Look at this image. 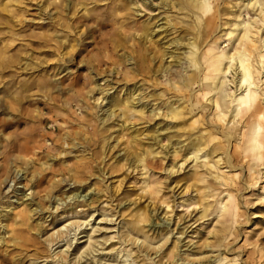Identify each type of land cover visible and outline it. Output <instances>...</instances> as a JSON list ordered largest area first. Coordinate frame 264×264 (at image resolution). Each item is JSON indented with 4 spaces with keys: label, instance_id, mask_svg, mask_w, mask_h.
Segmentation results:
<instances>
[{
    "label": "bare ground",
    "instance_id": "1",
    "mask_svg": "<svg viewBox=\"0 0 264 264\" xmlns=\"http://www.w3.org/2000/svg\"><path fill=\"white\" fill-rule=\"evenodd\" d=\"M4 1L7 2L3 3ZM217 1L219 2V0H172V3H169L170 8H176L180 13L178 20L180 34L178 33V37L168 44L175 47L174 51L168 52V46L161 43H158V51L152 50L151 45L156 43L154 40L156 34L147 24L136 28L133 34L127 36L125 33L112 34L110 37L106 34L101 35L100 26L96 25L94 31L98 33V37H93L94 32L89 33L86 23L78 21L74 14V11L86 4H72L71 8L70 0H39L34 4L35 15L27 19L26 13L30 9L22 0H0V11L7 13L2 16L3 24L7 28L12 30L11 23L15 22L22 29L28 22L36 24V27L42 31L34 36L36 41L32 42L37 46V52L25 53V58L17 55L7 56L6 53L12 46L5 45L4 54L1 53L4 55L1 61L3 73L7 71L11 73L17 64L22 70L31 68L33 74L38 77L36 88L39 93L35 94L39 97L27 101L33 106L32 109L30 107L23 109L17 99L7 98V109L16 113L18 120L15 124L7 120L0 121L3 132H8V135L3 134L0 137V159H2L0 186L5 185L10 189L9 183H14L10 193L15 194L17 206L12 210L19 209L13 214L14 219L12 224L8 225L9 229L5 225L0 226L2 228L0 245L5 247L6 254L10 245L13 250L20 245V248L25 247L31 238L28 236L30 232L40 234L43 222H46L50 215H54L53 219L57 220V216L72 213L78 206L96 209V205L102 203L99 183L106 182L104 176L107 172L104 173L103 169L97 167H100V164L103 166L107 164L106 151L110 146L107 147L106 142L102 146L105 147L103 157L100 151L92 149L96 143L99 145L103 135L94 124L103 127L109 121L121 122L119 131H129L131 145L132 142H137V136L132 129L136 124L149 123L159 118L162 121L167 120L168 124L172 121L179 122L177 125L183 133H188L189 140L183 150L185 153L183 163L190 161L207 167L212 181L206 183L208 193L212 194L217 181L218 185L224 187L225 198L228 199L225 203H223L224 199L218 200L217 207L205 204L200 218L204 219L209 214L216 213L218 225L215 224L206 238L198 246H194L196 253L192 254L203 256V253L223 248L214 257L218 259L217 264H236L237 260L227 259L225 256L219 259L222 254L227 253L225 244L236 223L239 210L230 191H233L235 180L243 172L242 162L245 161L247 165L248 178L254 180L252 187L257 184L259 168L264 169V0H242L243 3L231 7L227 2L223 7L215 6L214 3ZM21 4H24L22 9L19 8ZM84 8L81 10L85 12L87 9ZM249 12L255 17L244 22L241 16ZM228 16H231L232 20H227ZM171 26L174 27L172 24ZM224 27H227L226 32L218 36ZM88 38L91 39V45L84 43ZM222 42L226 43L224 47L228 49H219ZM127 43L130 45L126 46ZM90 46L92 47L89 50ZM92 52L94 53L91 54ZM34 54L36 58L32 64H29ZM89 54L90 56L87 57ZM77 61L78 66L86 68L88 77L83 78L70 71V67ZM102 67L107 68L102 69ZM51 71L53 74L49 73ZM64 71L66 73L59 79V83L52 81L51 77L63 74ZM66 74L72 77L67 79ZM161 74L168 76L164 88L159 81ZM229 74H233L232 80L228 79ZM113 79H115L114 83ZM65 81L68 83L65 84ZM117 82H123V87L120 89L121 97V94L115 95V90L109 93L115 88L114 85L117 86ZM138 82L140 85L136 86ZM130 83H133L132 87H129ZM231 88L233 92L226 93L227 90L231 91ZM168 95L169 98L176 99L175 109L169 107L165 100L162 101V98ZM150 99L154 102L160 101L154 109ZM91 100L93 106L89 105ZM71 102L85 111L84 116L76 119L78 122L58 114L60 103L62 107L68 106L71 109L73 106ZM196 109H199L198 113L191 116ZM205 110L212 114V118L206 120L208 123L205 121L206 114L203 113ZM43 111L53 114L51 131L59 134V137L52 140L55 147L53 150H56L55 155L51 154L50 150L46 155H41L46 148L40 139H50L46 135H41L47 121ZM189 114L191 118L185 120V116ZM57 121H60L62 126L57 127ZM158 125L159 123L156 124ZM21 126L22 132H17ZM215 126L220 128L221 136L218 129H213ZM89 127L92 133L89 132ZM12 128L13 131H10ZM169 128L166 126L164 130L167 131ZM152 129L155 139L154 134L158 135L161 130L160 128L156 130L155 126H152ZM226 131H229L227 135ZM64 145L67 149H64ZM229 147H232L233 151L232 154L227 155ZM79 148L82 149V153L74 155L72 157L74 161L69 164V154L73 151L77 153ZM121 151L123 156L113 159L116 166L121 167L118 164L122 161L128 168L148 167L147 158L150 156L148 152L134 148L133 152L128 148ZM151 152L155 153V156L160 154L154 150ZM172 156L176 157L175 153ZM89 163H94L95 167L90 166ZM220 164H224V168H228L229 171L227 173L222 171ZM239 164L240 172L231 175L230 170L236 171ZM12 169L15 173L13 176ZM3 177L5 178L2 179ZM66 177L68 180L65 179ZM91 177L95 178L93 183L90 181ZM20 181L25 182L22 190L15 188V185L21 184ZM70 182L73 185L72 189H68L65 193L60 192L61 189L69 186ZM91 186L94 189L87 197L75 193L81 187L83 190H90ZM145 188L151 198L157 199L160 186L147 183ZM21 191L22 196L18 197L16 193ZM29 191L30 193L27 194ZM39 193H44V196L35 203V195L39 196ZM28 195L30 198H26ZM4 198L10 197L8 194L4 196L0 189V204ZM52 198L53 206L49 211L50 205L47 207L46 205ZM79 198L82 199L80 201L82 205L79 204ZM75 202L78 204L73 206ZM162 204L168 207L165 202ZM46 208L47 212L44 213ZM9 211L11 210L8 209L5 216ZM38 213L39 222L31 226L30 220ZM163 214L165 215L166 212ZM149 221V214L145 211L139 212L130 220L129 230L142 236L145 241L139 246L135 242H130L127 244L129 249L124 248L120 251L125 252L126 257H131V253L135 251L132 255L134 261L142 257L137 264H145L146 261H149L148 264H199L200 261L207 264L213 258L204 255L195 260H188L187 255L185 258L181 254L182 247H179V244L182 240L177 238L170 248L166 247L168 240L164 235L167 231L161 234L162 230H159L158 224H152L146 229ZM165 222L168 221L165 220L164 224ZM81 225L75 227V230ZM85 226H88V223ZM151 231L153 234H149ZM8 233L11 236L4 239ZM161 241L163 243L157 249L152 246ZM123 243L125 242H119V245ZM259 255L260 259L262 257L260 250ZM155 259L158 260L155 262ZM1 262L11 264L4 258H1Z\"/></svg>",
    "mask_w": 264,
    "mask_h": 264
},
{
    "label": "rangeland",
    "instance_id": "2",
    "mask_svg": "<svg viewBox=\"0 0 264 264\" xmlns=\"http://www.w3.org/2000/svg\"><path fill=\"white\" fill-rule=\"evenodd\" d=\"M22 1L30 9V11L26 13L27 19L32 18L36 13L34 10V4L39 0ZM70 1L71 8L72 4H86L79 7V10L74 11V14H76V19L78 21L86 23L88 31H90L89 33L94 32L93 37H98V33L94 31L96 25L100 26L99 33L101 35L106 34L107 37H110L112 34L124 35L125 33L126 36L130 33L133 34V31L136 28L138 29L142 24H147L154 31V34H156L154 40H156L157 44H152L151 48L152 50L158 51V43L168 46V44L173 41L172 39L178 37V33L180 34V25L178 24L180 13L176 8H170L169 3H172V0ZM6 2L7 1H4L3 3ZM226 2L229 3V7L237 3H243L242 0H219V2L217 1L214 5H220V7H223ZM24 4H21L19 8H24ZM83 7H85L84 9H87L85 12L84 10H81ZM245 13L241 16V19L244 22L255 17L252 12H249L248 14ZM6 14L7 13L0 11V121L7 120L8 122L15 124L18 118L16 113H12V111L7 109V98H10L11 100L17 99L23 109L25 107H30V109H32L33 106H30L27 101L39 97V95H35L39 94L36 88L38 77L33 74L31 68H28V70H22L19 69L18 64L12 69L11 73H9V71L3 73L1 61L4 57V46H12L8 49L6 53L7 56L17 55L25 58V53L37 52V46L32 42L36 41L34 36L40 34L42 31L36 27V24L28 22L25 24L26 27L22 29L17 26V23L12 22L13 29L10 30L11 28L9 29L3 24L4 20L2 19V16ZM226 18L227 20H232L231 16ZM170 23L174 25V27H172ZM84 28L85 27L83 26L82 29L84 30ZM226 28L227 27H224L218 36L223 35L226 32ZM121 38L123 39V36ZM124 42H126V39ZM84 43L86 45H91V39L88 38ZM128 45L130 44L127 43L126 46ZM225 45L226 43L222 42L219 45V49H228L224 47ZM91 47L92 46H90L89 50ZM174 48L175 47L171 45L167 47V50L168 52H172L174 51ZM93 53L94 52L91 54ZM121 53L122 52L120 51L119 54ZM89 56L90 54L87 57ZM31 58L32 60L29 61V64L34 62L36 55H32ZM168 61H170V59H168ZM106 68L102 67V69ZM70 71L75 73L74 75H80L83 78H86L89 75L86 68H81L80 65L78 66V61L74 66L70 67ZM49 73L53 74L52 71ZM65 73L66 71H64L63 74L56 75L54 78L51 77L52 81L59 83V79ZM174 73L177 75L176 72ZM71 77L70 74H66L67 79ZM228 77L229 80H232L233 74H229ZM167 78L168 76H165V74L159 76V81L162 86L166 84ZM119 80L120 79H117V81ZM114 81L115 79H113L112 82L114 83ZM66 83L68 82L65 81V84ZM122 84L123 82L118 83L117 86L114 85L115 88L109 91V93H113L115 90V95L117 93V95H120V89L123 87ZM132 84L133 83H130L129 87H132ZM138 85H140V82L136 84V86ZM149 90H151V88ZM196 90H198V88ZM227 92L232 93L233 88H231V91L227 90L226 93ZM121 96L122 94L120 97ZM169 97L170 95L162 98V101L165 100L169 107L171 106L175 109L177 107L176 99ZM150 101V104H153V109L160 102H154L153 99H150ZM92 104V100L89 101V105ZM71 105L73 106L70 109L68 106L62 107L60 103V108L57 109L59 112L58 114L74 121L85 115L83 109L81 110L75 106L73 102H71ZM199 109L192 112L191 116L197 114ZM160 112H162V110H160ZM42 113L44 118H47V121L45 122L41 135H46V137L50 139H40L43 141L47 150L42 152L41 155H46L49 150L51 154L55 155L56 150H53L55 147L52 140L59 137V134L57 132L52 133L51 131V120L54 119V117L53 114H47L46 111H43ZM203 113L206 114L205 121H209L212 118L210 112H206L205 110ZM191 116L190 114L189 116H185V120H189ZM190 122L191 121H188V123ZM154 123H159V125L156 126ZM178 123V121H172L168 124L167 120L162 121L157 118L149 123L136 124L133 128L131 126L135 133L133 134L137 136V142H132L131 145L129 143V140H131L129 131H119L121 122L115 121L114 123H111V121H109L103 126L104 128L101 125L99 126V124H94L98 130H101L103 135L102 139L99 141V145L96 143V145L92 146V149L94 151H100L101 157H103L105 147L102 146L105 142L108 143L107 147L110 146L106 151L107 158L105 159V162L107 164L104 166L100 164V167H97L103 169L104 173L107 172L104 176L106 184L99 183L102 203L97 204L96 209H89L86 206H78L72 211V213L67 215L64 214L59 217L57 216V220L53 219L54 215H50L46 222H43L40 234L34 233L33 231L30 232L28 236L31 238L27 241L25 247L20 248V245L13 250L12 246L9 244L10 246L7 247L8 253L6 254L4 251L5 247L0 245V264H2L1 258L6 259L11 264H17V261L19 264H137L142 257L139 258L138 261H134L132 255L135 251L131 253V257H126L125 252L120 251L124 248L129 249L130 247L127 246V244L130 242H135L137 246H139L145 241L142 236L132 233L128 228L130 220L133 219V217H136L141 211L147 212L150 217L149 223L146 224V229H149L152 224H158L157 227L159 230H162L161 234L167 231L164 235L165 239L168 240L166 247L168 246L170 248L175 239L180 238V240H182L179 244V247H182L180 248L181 254H183L184 257L187 255L189 257L188 260H195L207 255L213 257L207 264H217L218 259L214 257L217 256L223 248L215 249L213 252L203 253V256H201L202 254L195 255L192 253H196L194 246H198L202 240L206 238L209 231L213 230L215 224L218 225L215 218L216 213L212 215L209 214L204 219L200 218L205 204L217 207L218 200L224 199L223 203H225L228 199L225 198L226 192L224 191V187L218 185L217 181L215 182L216 186L213 187L214 191L212 194L208 193L205 186L206 183L211 181V177L208 174L210 171L207 167L194 164L190 161L183 163L185 154L183 150L184 147L188 145L189 140L187 138L188 133H183L177 125ZM206 125L207 124H205V126ZM56 126H62L60 121H57ZM152 126H155L156 130H159V128L161 130V133L158 135L154 134L155 139L153 137ZM166 126L170 127L167 131L164 130ZM22 129L21 126L17 132H22ZM213 129L217 130L218 128L215 126ZM88 130L92 133L90 127ZM218 130L219 136H221L220 128ZM10 131H13V128L10 129ZM225 133L227 135L229 131H226ZM3 134L8 135V132H3V129L0 127V137ZM191 138H193V136ZM101 142H103V144ZM124 148H128V150L132 152L133 148L139 151L144 150L148 152L150 156L153 155V157L149 156L147 158V163L149 164L148 167L146 169L143 167H138L137 169H134L133 167L128 168V166L123 164L122 161L118 164L121 167L116 166L114 161L123 156V151L121 150ZM64 149H67L65 145ZM152 150L160 152V154L155 156V153L151 152ZM173 150L174 152H172ZM81 151L82 149L79 148L77 153L73 151L69 154V164L74 161L72 157L81 154ZM232 151L233 148L229 147L227 155L230 153L232 154ZM173 153H175L176 157L172 156ZM200 161H202V159H200ZM1 163L2 159H0V165ZM89 165L95 167L94 163H89ZM244 165L245 161L241 163V170L243 172L240 173L238 175L239 178L235 180V186L232 189L233 191H230L233 194L235 202L238 204V216L236 218V223L231 230V234L227 238V243L225 244L227 247V253L222 254L219 259H223L225 256L227 259L237 260L236 264H264V169L263 167L259 168L260 175L257 176V184L255 187H252L251 184L254 183V180L248 178L247 165ZM220 167L222 171L226 173L229 171L228 168H224V164H220ZM239 168L240 164L238 165V168H236V171L230 170V174L233 175L239 173ZM11 171L12 176L15 175L14 169ZM94 174L98 175L95 172ZM20 175L21 174H19V176ZM4 178L5 177L2 179ZM65 179L68 180L67 177ZM94 179L95 178L93 177L90 178L91 183L94 182ZM20 183L21 184L15 185V188L22 190L25 182L20 181ZM147 183L152 186H160V193L157 199L151 198L148 195L147 189L145 188ZM64 184L65 183H63V185ZM69 184V186L61 189L60 192L64 191L65 193L68 189H72V183L70 182ZM13 185L14 183H9V186H11L10 189L5 187V185L0 186L3 195L5 196L8 194V197H10L9 199L4 198L3 201L1 200L2 204H0V226L2 227L5 225L7 229L10 228L8 225L12 224L14 219L13 214L19 210L17 208L12 210L17 206L15 194L10 193ZM93 189V186L90 187V190H83L81 187L75 193L78 196L86 195L87 197ZM32 190L33 189H31V192ZM29 193L30 191L27 192V194ZM16 195L18 197L22 196V191L17 192ZM38 195L39 196H37V194L35 195V203L40 200L41 196H44V193H39ZM12 196L13 198H11ZM26 198H30V195ZM52 200L53 198L51 199V202L46 205V207L50 205L49 211L53 206ZM80 201H82L81 198H79V202ZM162 202H165L168 207L162 204ZM12 203L13 205H11ZM71 203H73V201H71ZM77 204L78 202H75L73 206ZM79 204L82 205L83 203L80 202ZM22 207L23 206H21V208ZM8 209L11 211L5 216ZM46 210L47 208L44 210V213L47 212ZM163 212H166V214L164 215ZM39 216L38 213L30 220L31 226L39 222ZM45 216L48 215L45 214ZM165 220L168 221L165 222L166 224H164ZM86 223H88V226H85ZM79 224L81 225L80 228L75 230V227ZM163 225H166V227ZM1 227L0 232H2ZM22 229H25V227H22ZM149 234H153L152 231L149 232ZM10 236L11 234L8 233L5 235L4 239H8ZM119 242L125 243L120 246ZM162 243L163 242L161 241L152 246L157 249ZM259 250L262 253L260 259ZM157 260L158 259H155V262ZM203 262L204 261H200L199 264H205ZM148 263L149 261L145 262V264Z\"/></svg>",
    "mask_w": 264,
    "mask_h": 264
}]
</instances>
